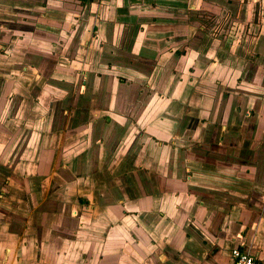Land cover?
Returning <instances> with one entry per match:
<instances>
[{"label":"crops","instance_id":"1","mask_svg":"<svg viewBox=\"0 0 264 264\" xmlns=\"http://www.w3.org/2000/svg\"><path fill=\"white\" fill-rule=\"evenodd\" d=\"M0 48V264H264V0H0Z\"/></svg>","mask_w":264,"mask_h":264},{"label":"built area","instance_id":"2","mask_svg":"<svg viewBox=\"0 0 264 264\" xmlns=\"http://www.w3.org/2000/svg\"><path fill=\"white\" fill-rule=\"evenodd\" d=\"M232 256L234 259L233 264H257L255 256L241 247L234 248L232 250Z\"/></svg>","mask_w":264,"mask_h":264},{"label":"rangeland","instance_id":"3","mask_svg":"<svg viewBox=\"0 0 264 264\" xmlns=\"http://www.w3.org/2000/svg\"><path fill=\"white\" fill-rule=\"evenodd\" d=\"M206 27H207V25H206ZM223 28V27H222ZM222 28H220L219 29V31L217 32L218 34L220 33L221 34V32H223V34L224 35H230V33H231V31L230 32H227L226 30H222ZM240 29L241 28H237V30L232 34V35H234V36H237L238 35V33H239V31H240ZM208 30H210L211 31V33H214L210 28H208ZM242 30V29H241ZM243 31H244V28H243ZM223 34H222V36H223ZM5 48H7V47H5V46H3L2 47V49L5 51ZM1 49V48H0ZM7 52H10V51H7ZM7 52H5L6 54H4L5 56H7L8 57V53ZM4 56V57H5ZM8 61H10V60H8ZM11 62H13V61H10L9 63H11ZM27 89L28 88H25V87H22L21 88V93H23V94H25V95H27L28 93H27ZM0 96H1V91H0Z\"/></svg>","mask_w":264,"mask_h":264},{"label":"trees","instance_id":"4","mask_svg":"<svg viewBox=\"0 0 264 264\" xmlns=\"http://www.w3.org/2000/svg\"><path fill=\"white\" fill-rule=\"evenodd\" d=\"M9 44H11V43H9ZM7 50V48H5V51Z\"/></svg>","mask_w":264,"mask_h":264},{"label":"flooded vegetation","instance_id":"5","mask_svg":"<svg viewBox=\"0 0 264 264\" xmlns=\"http://www.w3.org/2000/svg\"><path fill=\"white\" fill-rule=\"evenodd\" d=\"M82 2V0H80Z\"/></svg>","mask_w":264,"mask_h":264}]
</instances>
